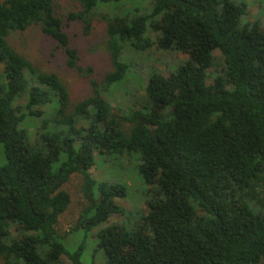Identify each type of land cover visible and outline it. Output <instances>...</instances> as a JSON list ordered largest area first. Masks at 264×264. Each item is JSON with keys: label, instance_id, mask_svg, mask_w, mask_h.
<instances>
[{"label": "trees", "instance_id": "obj_1", "mask_svg": "<svg viewBox=\"0 0 264 264\" xmlns=\"http://www.w3.org/2000/svg\"><path fill=\"white\" fill-rule=\"evenodd\" d=\"M73 1L78 10L61 17L54 0H0V264H98V251L102 264H264V23L246 21L247 6L236 0H151L136 14L98 11L131 0ZM96 16L111 69L70 105L60 76L8 39L36 26L64 51L67 67L87 75L64 25L79 20L89 32ZM154 43L188 59L168 74L152 71L145 96L132 101L145 100L144 110L120 114L110 101L129 69L125 47ZM27 117L36 122L31 142L21 126ZM125 157L147 187L146 214L114 203L127 196L125 183L90 174L96 158ZM74 172L87 200L66 232H83L69 250L58 221L71 201L61 186ZM112 213L125 221L106 225Z\"/></svg>", "mask_w": 264, "mask_h": 264}, {"label": "rangeland", "instance_id": "obj_2", "mask_svg": "<svg viewBox=\"0 0 264 264\" xmlns=\"http://www.w3.org/2000/svg\"><path fill=\"white\" fill-rule=\"evenodd\" d=\"M244 2L247 6L248 14L246 21L253 22L256 19L264 23V0H236ZM151 0H131L117 3H109L107 6H102L98 11H108L109 13L130 14L147 12L149 10ZM54 8L58 15L64 17L70 12H76L79 8L77 3L73 0H54ZM138 8L140 11L136 12ZM64 30L69 36V44L76 50L77 66L82 69L91 68V73H81L77 69L66 66V56L64 51L59 48L55 41L45 36L38 27L32 26L25 32L13 33L9 37L10 45L22 56L28 58L40 69L54 71L57 73L62 81L66 84L69 93V104L77 102L87 97L90 92L89 79L99 80L104 73L111 69V62L109 51L106 47L105 40V24L97 16L92 22V28L89 32L84 31L81 21L74 20L65 23ZM156 32L151 31L149 34L151 41L155 42ZM125 58L130 63L129 69L125 79L121 83H117L113 88L119 87L113 91L112 100L110 104L112 108L118 110L120 114H124L129 107H133L136 112L141 110L142 104L145 100L138 103H132L133 100L145 96L144 86L150 73L154 70L161 71L168 74L173 69L175 61H184L188 59L186 53L180 51L163 52L157 48L154 43L153 46L144 51H135L131 46L125 47ZM215 56V65L218 68L222 67L221 56L218 51H213ZM211 66L206 69L207 84H211L214 79V74L218 73L216 66ZM217 71V72H216ZM137 94V97L133 96ZM104 97L108 98L107 95ZM111 97V96H110ZM109 97V99H110ZM144 110V108H142ZM35 124V125H34ZM38 124V122H37ZM86 123H83L85 125ZM36 126L30 117H27L21 125L27 128L28 138L31 142L34 132L32 126ZM128 125H126L127 128ZM31 127V128H30ZM95 164L90 168V174L96 181H115L117 183H125L127 187V196L125 198H114V203L122 208V211L133 214L136 212L137 216L146 214L149 211V205L146 204L144 196L147 187L142 182L134 168V161L131 162L129 158H120L113 160H104L96 158ZM6 162L3 147L0 144V166ZM83 179L79 172L72 173L66 183L61 186V189L67 191L71 196V201L64 213L59 217L58 231L64 237L63 243L69 250H73L79 242L82 230L72 232L67 236L69 227L74 224L78 213L86 201V197L82 192ZM122 213H112L108 217L106 225L121 224L124 222ZM91 232L87 236V249L82 257L83 262L86 253H91L95 242H93ZM96 262L98 264L104 263V254L102 251L96 253ZM63 261L67 262L63 257ZM90 261V260H89ZM263 263V262H260Z\"/></svg>", "mask_w": 264, "mask_h": 264}]
</instances>
